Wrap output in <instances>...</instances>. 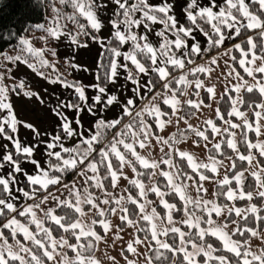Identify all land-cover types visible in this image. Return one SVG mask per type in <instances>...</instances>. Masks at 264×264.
<instances>
[{
	"label": "snow or ice",
	"instance_id": "1",
	"mask_svg": "<svg viewBox=\"0 0 264 264\" xmlns=\"http://www.w3.org/2000/svg\"><path fill=\"white\" fill-rule=\"evenodd\" d=\"M40 6L28 35L0 37H15L0 49V264H120L117 246L124 264H264V0H184L179 18L172 0ZM90 43L92 82L70 80L89 69L67 52ZM21 65L69 90L51 109L59 131L18 118L13 95L44 103ZM192 136L204 159L179 147Z\"/></svg>",
	"mask_w": 264,
	"mask_h": 264
},
{
	"label": "rangeland",
	"instance_id": "2",
	"mask_svg": "<svg viewBox=\"0 0 264 264\" xmlns=\"http://www.w3.org/2000/svg\"><path fill=\"white\" fill-rule=\"evenodd\" d=\"M42 33H39L37 31H35L33 34H32V39H33V42L35 44V46L37 48L39 47H42L43 46V43L39 40V36L41 35ZM227 46V45H226ZM48 47H53L52 45H48ZM10 51V50H8ZM49 59H51V57L49 56ZM60 61L61 63L57 65V67L59 68L60 71H64V67H63V58L61 57L60 58ZM93 62V61H92ZM92 62L90 63V66L92 65ZM199 62V61H198ZM13 75L17 78V80H23L25 82V85L26 87L30 88L32 91H34L33 87L31 86V84H34L32 81H28L25 79V77L20 73V70L17 69V68H14L13 69ZM78 76V72H74L72 74V76L69 77V79L71 80L72 77H75L77 78ZM215 76L216 74H213V81L211 82H216L215 81ZM78 80H81L83 81L84 79L83 78H80ZM7 83H11L10 81H6ZM30 82V83H29ZM84 82V81H83ZM88 82V81H87ZM124 83V81L121 79L118 81V84H122ZM28 85V86H27ZM35 85H38V83L36 82ZM33 88V89H32ZM113 91H115V89H113ZM223 91V87L219 85L218 83V86H217V92L220 93ZM34 92H37L36 90ZM38 93V92H37ZM93 93L91 91L88 92V95L91 96ZM202 95H204L202 93ZM28 103H31V107L30 108H27V111L29 112V117H28V122L29 123H32L34 124L41 132H47V133H53L54 130L55 131H59V129L56 127L57 124H58V118L55 116H47L46 115V109L44 108L43 105H40L39 101H36L34 100V98L30 99V101H26ZM216 105L213 104V107H215ZM67 112V110H65ZM17 113V112H16ZM40 113H45L44 116L42 117L40 115ZM67 115L69 116V118L71 119L73 117V113L72 112H67ZM106 116H108L109 118L111 117L112 115V110H109L106 114ZM208 116H212L214 118V113H212L210 110L206 109L205 112H204V116H201L200 117V120L204 119L205 117H208ZM26 113L23 114V116L19 117L18 115V118L23 120V121H26ZM94 118L91 117V116H88L86 113L85 114H82V120H83V123H84V126L85 128H88L90 126V122L93 120ZM46 120V122L44 123V121ZM200 120L196 119V118H192L190 120V122L193 124V125H199L200 123ZM27 122V121H26ZM75 127V125H73ZM180 128L183 129L184 128V125L183 123L180 124ZM176 131V128L175 126H171V127H168L166 129V131L164 133H161V135H164V136H167L169 134H171L172 132ZM32 135H30V138L31 139ZM42 139H46L47 137H41ZM195 139L194 136L191 137V139H189L186 143L184 144H181L179 145V147L183 150H187V151H190L192 152L195 156H197L199 159H204L205 158V150L201 147V148H195L192 146V140ZM261 139H264V137H261ZM72 143V141H67L66 142V146L67 145H70ZM148 150L146 149L145 152H147ZM158 152L159 150L157 149L154 153H153V156H155L156 158H158ZM27 167V166H25ZM127 171V169H126ZM129 175H131L130 171L128 173ZM221 175H223V172L221 173ZM68 179L70 180L71 179V176L68 177ZM122 184H126L125 181H121ZM205 187L208 188V194H207V197L208 199H211L212 198V192L215 188V185L212 184V183H209V182H205ZM191 191V190H190ZM193 195H195V193L193 192L192 193ZM115 223H118V221L114 220V224ZM128 231H131V229H129ZM124 239L125 240H129L131 239L130 236H128L127 234H124ZM260 243V241L258 240H255L253 239L252 241V244H253V247L255 248L258 244ZM101 248L103 249L104 246L101 245ZM141 251H144L143 248L140 249ZM108 252L110 255L112 256H115L116 259L120 262V264H124V260L121 258V256L119 255V246H117L115 249H112V248H109L108 249ZM97 257L98 258H101L103 259L102 255L100 252L97 253ZM130 258H133L135 259V257H130ZM104 264H109V262L107 260L104 261ZM141 264H143V260L141 259Z\"/></svg>",
	"mask_w": 264,
	"mask_h": 264
},
{
	"label": "crops",
	"instance_id": "3",
	"mask_svg": "<svg viewBox=\"0 0 264 264\" xmlns=\"http://www.w3.org/2000/svg\"><path fill=\"white\" fill-rule=\"evenodd\" d=\"M152 2L156 3L158 0H152ZM172 2L175 4V14L179 18L181 16V7L184 3V0H172ZM159 26H157L158 28ZM106 34V33H105ZM53 47H56V43H52ZM66 49L64 45L59 46V53H60V58H64V55L66 54ZM97 47L94 44L90 43L89 48L86 49H80L76 53H71L67 52L69 56L74 55L75 56V63L81 64L84 67H87L89 69V72H78V76L76 79L83 78L84 83H89L92 82V75L90 74L91 72L95 71V64H94V59L97 56ZM93 61V62H92ZM92 62V65L90 66V63ZM20 70V73L25 77L26 80L28 81H34V84H31V86L34 91L36 90L39 95L43 98L44 103L40 105H43L44 108L47 110L46 115L47 116H53L55 115L52 113L51 109L56 107L57 104L60 101H67L73 99L72 96L69 95V90L62 89L58 85H51L48 84L46 81L40 79L37 77L34 73H32L29 69H27L24 66H20L18 68ZM88 81V82H87ZM38 83V85H35V83ZM30 83V82H29ZM28 86V85H27ZM34 100H36L34 98ZM26 101H30L29 98L23 96V94L19 96L13 95L12 97V102L15 108V111L17 112V116L19 117L23 116L24 113H26V121L28 122V117H29V112L27 111V108L31 107V103H28ZM37 101V100H36ZM45 113H40V115L43 117ZM46 120L44 121V123ZM29 123V122H28ZM20 138L27 142L30 140V135H32L27 129L20 128L19 132ZM39 158V157H38Z\"/></svg>",
	"mask_w": 264,
	"mask_h": 264
},
{
	"label": "trees",
	"instance_id": "4",
	"mask_svg": "<svg viewBox=\"0 0 264 264\" xmlns=\"http://www.w3.org/2000/svg\"><path fill=\"white\" fill-rule=\"evenodd\" d=\"M42 12L40 0H0V37H8L10 33L28 35L23 31L24 29L33 24L44 22ZM34 32L35 30H33ZM235 42L232 41L231 43ZM14 43V36L11 39L0 38V49L11 50ZM221 107L222 110L226 108L224 105ZM249 136L254 138L251 133ZM249 183H251V179H249Z\"/></svg>",
	"mask_w": 264,
	"mask_h": 264
}]
</instances>
